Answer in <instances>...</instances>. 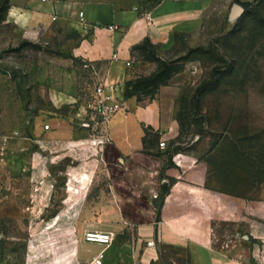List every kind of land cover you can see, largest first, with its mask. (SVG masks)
Segmentation results:
<instances>
[{
	"label": "rangeland",
	"instance_id": "obj_1",
	"mask_svg": "<svg viewBox=\"0 0 264 264\" xmlns=\"http://www.w3.org/2000/svg\"><path fill=\"white\" fill-rule=\"evenodd\" d=\"M193 1L198 0L163 15V24L176 28L163 36L168 42L150 38L164 59L200 46L210 53H193L168 87L154 99L137 101H159L176 123L172 135L141 123L143 151L159 153L164 161L154 197L162 202L164 184L177 180L169 169L186 170V180L190 170L209 190L248 200L255 209L264 204V0H200L198 10L188 5ZM13 2L0 0V140L3 146L12 138L27 142L32 174L19 176L11 161L0 160V264H71L72 236L66 229L72 222L53 218L83 207L67 203L74 196L97 197L103 182L97 165L73 169L102 151L89 137L103 133L91 128L88 137L71 145L51 137L54 119L76 127L77 112L88 108L115 58L96 61L77 53L81 33L57 16L46 25L25 26L10 13ZM237 5L244 8L241 16ZM86 37L92 41L93 32ZM138 53L130 58L126 78L116 83L124 87L126 80L156 69ZM213 71L221 75L218 87L197 101L196 88ZM138 177L147 180L150 174L139 169Z\"/></svg>",
	"mask_w": 264,
	"mask_h": 264
},
{
	"label": "crops",
	"instance_id": "obj_2",
	"mask_svg": "<svg viewBox=\"0 0 264 264\" xmlns=\"http://www.w3.org/2000/svg\"><path fill=\"white\" fill-rule=\"evenodd\" d=\"M180 5L183 10L186 0H14L10 13L31 27L46 25L55 16L65 19L82 35L77 53L92 60H108L117 54L106 76V82L112 84L126 78L135 44L146 37L168 42L163 36L176 28L163 24V15L178 13ZM188 5L198 10L201 1ZM109 25L116 30H110ZM90 32L92 41L86 37ZM158 102L140 105L134 97L125 100L128 111L117 112L102 135L89 137L102 151L94 152L92 160L83 161L73 172L97 165L103 181L97 197L74 196L67 203L83 207L74 213L57 212L53 218L72 222L66 229L72 236L71 264H91L104 249L85 240V233L92 229L110 231L116 237L101 264H264V204L254 209L248 200L209 190L190 170L186 180L187 171L175 169L168 173L177 180L168 184L162 202L154 197V192L161 190L164 161L161 155L143 151L141 123L163 129L166 135L176 128L172 112ZM75 125L55 118L51 137L71 145L88 137L87 129ZM27 146L20 139L7 140L5 146L0 140V160L11 161L19 176L32 174ZM139 169L147 170L150 178L140 180ZM149 241L155 245L148 246Z\"/></svg>",
	"mask_w": 264,
	"mask_h": 264
},
{
	"label": "trees",
	"instance_id": "obj_3",
	"mask_svg": "<svg viewBox=\"0 0 264 264\" xmlns=\"http://www.w3.org/2000/svg\"><path fill=\"white\" fill-rule=\"evenodd\" d=\"M8 0H3L7 2ZM246 8L251 5V2H242ZM136 52H139V57L144 61H151L157 64L154 71L148 74H139L134 78L126 80L124 84V98L125 100L136 97L138 102L143 101L146 98L154 99L162 86L168 85L169 81L175 74L183 70L184 64L190 59L191 55L196 52L210 53V50L200 46L197 48H190L188 52L179 57L178 59H164L159 56L156 44L150 37H146L142 42L135 44L131 49V56ZM221 75H218L215 71L211 72L209 79L203 81L195 90L194 97L199 101L200 97L210 90H214L220 83ZM145 141V136L143 142ZM146 153L159 156V153H152L146 151ZM169 186L165 184L163 186V192L167 193ZM157 207L160 205L156 204Z\"/></svg>",
	"mask_w": 264,
	"mask_h": 264
},
{
	"label": "built area",
	"instance_id": "obj_4",
	"mask_svg": "<svg viewBox=\"0 0 264 264\" xmlns=\"http://www.w3.org/2000/svg\"><path fill=\"white\" fill-rule=\"evenodd\" d=\"M79 16L83 20L82 11L79 13ZM116 28L117 27L114 25H109L110 30H116ZM114 58L117 59V54H114ZM130 64L131 62L128 61L127 65ZM121 110H127L125 108L124 87L118 83L109 84L106 81H100L95 86L93 99L88 108L84 111L77 112L76 124L87 130L93 129V131L104 132L111 118ZM82 112H84V115ZM92 115H96L97 119ZM45 127L46 129H50L51 126L50 124H46ZM105 141H109V137L106 138ZM164 145L165 142L162 141L161 146ZM84 238L88 242L98 243L104 247L99 255L91 262V264H101L105 250L113 244L116 237L113 232L92 229L85 233ZM154 245V241L148 242V246ZM154 260H156V258H154Z\"/></svg>",
	"mask_w": 264,
	"mask_h": 264
},
{
	"label": "water",
	"instance_id": "obj_5",
	"mask_svg": "<svg viewBox=\"0 0 264 264\" xmlns=\"http://www.w3.org/2000/svg\"><path fill=\"white\" fill-rule=\"evenodd\" d=\"M237 8H236V14H238V15H240L241 16V14L243 13V11H244V8L241 6V5H237L236 6Z\"/></svg>",
	"mask_w": 264,
	"mask_h": 264
}]
</instances>
